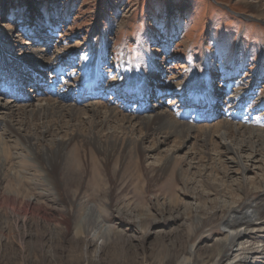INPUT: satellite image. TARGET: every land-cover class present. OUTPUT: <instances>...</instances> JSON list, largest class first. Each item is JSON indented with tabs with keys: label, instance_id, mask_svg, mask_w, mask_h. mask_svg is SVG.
I'll list each match as a JSON object with an SVG mask.
<instances>
[{
	"label": "rangeland",
	"instance_id": "374dc122",
	"mask_svg": "<svg viewBox=\"0 0 264 264\" xmlns=\"http://www.w3.org/2000/svg\"><path fill=\"white\" fill-rule=\"evenodd\" d=\"M252 13L256 12L240 0H0V94L1 89L14 91L17 83L31 78L24 61L32 49L48 62L38 77L57 79L55 84H44L32 77L15 93L32 98L7 94L0 95V102L28 106L53 100L56 96L45 92L49 85L56 86L58 94L76 98L96 78L98 84L92 86L99 96L90 101L129 116L143 103L148 107L145 113L164 109L181 121V114L187 113L179 102L189 101L196 87H204L218 116L210 122L192 118L188 123L198 127L225 120L264 131V18ZM58 71L63 74L58 76ZM130 82H142L143 89L132 90ZM227 85L231 89L226 90ZM31 86L45 93L39 95ZM201 102L188 107L190 117L200 111ZM198 139L199 134L184 143L169 138L152 152V144L144 143L138 178L129 184L132 166L123 167L125 175L119 182L122 170L115 162L108 165L115 171L111 201L87 200L82 193L72 203H63L50 194L52 189L43 187L38 190L49 193L46 199L19 196V201L44 202L48 208L44 215L32 204L21 210V203L4 201L14 190L4 182L0 264H182L191 245L201 256L197 264L204 263L225 239L218 210L237 204L240 185L264 180V157L244 151L242 164L236 165L222 156L217 160L209 146L208 156L215 159L202 157L190 167L201 149ZM7 143L11 150L23 148L16 138ZM167 155H172L170 164L160 170ZM27 172L33 180L38 176L31 169ZM147 181L149 186L143 189ZM12 207L26 213L33 210L30 226L8 217ZM52 230L54 240L49 238ZM249 237V242L240 239L242 246L251 248L243 255L244 264H264V253L255 243L264 240V233ZM88 240L94 247L86 245Z\"/></svg>",
	"mask_w": 264,
	"mask_h": 264
},
{
	"label": "bare ground",
	"instance_id": "6f19581e",
	"mask_svg": "<svg viewBox=\"0 0 264 264\" xmlns=\"http://www.w3.org/2000/svg\"><path fill=\"white\" fill-rule=\"evenodd\" d=\"M240 1L248 3L249 8L264 18V0ZM24 63L31 69V78L36 79L40 70L48 62L40 56V53L32 49ZM30 79L19 83L16 81L15 90L22 88ZM92 84H98L96 78L90 79V83H86V88L81 91V96L76 98L70 93H64L57 94L53 100H39L36 105L19 106L8 101L0 102V122L4 128L0 133V186L5 182L7 188L15 190H12L13 195L4 201H10L12 205L17 204V206L21 203V210L32 204L36 206L34 211L43 212L44 215L48 212L44 202L19 201V196L30 194L35 198H45L49 193L44 195L38 190L43 187L44 190L52 189L54 193L50 194L57 195L55 199L63 203L68 201V204L72 203L82 193L87 200H101L105 197L107 201H111L114 183L112 176L115 171H111L107 166L115 162L122 170L116 179L119 182L124 174L122 173L123 167L132 166L131 174L133 175L127 180L129 184L138 178L140 172L138 162L143 156L144 143L152 144V152L158 149L154 147L156 144H162L169 138L183 139L184 143L190 138L196 139L199 134L200 139L197 144L201 149L194 161L189 163L190 167H196L202 157L210 161L215 159L208 156L206 149L209 146L216 152L217 160L220 161L222 156L236 165L242 164L240 158L244 151L264 157V131L262 129L244 127L225 120L215 125L197 127L188 123L193 117L185 113L181 121L174 119L171 113L164 109L145 113L148 107H144L143 103H137L136 110L131 109L130 111L134 116H129L113 107L90 101L96 94ZM31 87L38 92L35 86ZM129 87L132 90H142L143 83L130 82ZM198 89L196 87L189 101H181L182 105L191 104L194 96L195 99L201 97L202 101L208 104L211 95L207 90H202L206 89L204 87L201 90ZM236 91L239 95V90ZM7 94L13 97L8 89H1L0 95L6 96ZM19 97L23 100L32 98L31 94L26 93H21ZM83 100H88V102L82 104ZM223 112L227 114L226 110ZM200 117L202 114L196 118ZM137 133L139 135H136ZM3 134L6 138H3ZM11 138H16L19 142L17 144H22L23 148L15 147L11 150L7 143ZM216 138L219 140L217 143ZM26 157L31 159L32 163H27L28 161L23 159ZM171 158L172 155L165 157L160 170L169 166ZM203 167L206 170L210 169L208 164ZM29 168L38 172L35 180L29 177L30 172H27ZM86 184L90 187L89 191L85 190ZM148 186L147 181L142 188H148ZM124 189L122 188L121 191ZM239 191L241 197L236 205L220 207L218 210L221 213L218 221L222 224V230L225 231V239L206 256L207 260L205 259L202 264H244L246 257L243 255L250 253L251 248L242 246L241 240L246 239V242H249L251 233H264V180H259L257 184L251 186L240 185ZM49 198V200L54 199V197ZM21 210L12 207L10 215L7 216L19 221L23 226H30V220L35 213L33 210L27 213L20 212ZM65 219V216L62 217L63 221ZM77 229L79 230L78 235L81 236L83 232L81 226L78 225ZM54 233L56 232L52 230L49 238L56 239ZM255 243L261 249L260 253H264V240L258 239ZM86 245L90 248L94 247L91 240H88ZM233 247L241 252L236 253L232 250ZM185 250L188 255L182 256V264H197L201 260L194 245Z\"/></svg>",
	"mask_w": 264,
	"mask_h": 264
}]
</instances>
